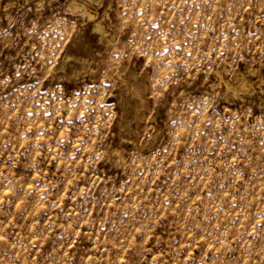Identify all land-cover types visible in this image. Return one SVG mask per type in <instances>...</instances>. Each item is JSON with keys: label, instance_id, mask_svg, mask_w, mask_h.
<instances>
[{"label": "rangeland", "instance_id": "1", "mask_svg": "<svg viewBox=\"0 0 264 264\" xmlns=\"http://www.w3.org/2000/svg\"><path fill=\"white\" fill-rule=\"evenodd\" d=\"M0 264H264V0H0Z\"/></svg>", "mask_w": 264, "mask_h": 264}, {"label": "bare ground", "instance_id": "2", "mask_svg": "<svg viewBox=\"0 0 264 264\" xmlns=\"http://www.w3.org/2000/svg\"><path fill=\"white\" fill-rule=\"evenodd\" d=\"M76 3V2H75ZM85 11H86V9H85ZM83 12V11H82ZM88 12V11H87ZM88 16H91V14L90 13H88ZM228 85V84H227Z\"/></svg>", "mask_w": 264, "mask_h": 264}]
</instances>
